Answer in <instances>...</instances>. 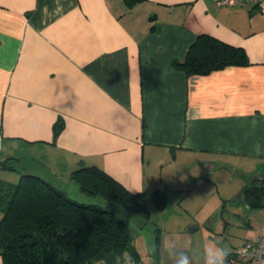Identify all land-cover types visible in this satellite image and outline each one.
Returning <instances> with one entry per match:
<instances>
[{
  "label": "crops",
  "instance_id": "1",
  "mask_svg": "<svg viewBox=\"0 0 264 264\" xmlns=\"http://www.w3.org/2000/svg\"><path fill=\"white\" fill-rule=\"evenodd\" d=\"M199 34L241 47L248 64L187 75L173 61ZM5 158L0 180L33 174L81 203L104 201L71 179L83 166L131 192L166 189L169 207L143 218H161L145 264H175L169 240L203 264L207 249L257 239L264 205L240 192L264 185V13L215 0H0ZM123 264L138 263L125 253Z\"/></svg>",
  "mask_w": 264,
  "mask_h": 264
},
{
  "label": "trees",
  "instance_id": "2",
  "mask_svg": "<svg viewBox=\"0 0 264 264\" xmlns=\"http://www.w3.org/2000/svg\"><path fill=\"white\" fill-rule=\"evenodd\" d=\"M173 64L191 75L208 74L228 65H247L248 60L241 47L199 34L185 58ZM54 128L58 133L62 124ZM0 169H12L8 158L0 159ZM71 179L89 196L114 202L145 220L150 218L149 204L158 211L169 204L166 189L150 195L131 192L96 166L72 171ZM240 193L249 207L264 205L262 182L253 180ZM0 213L3 264H123L125 253L133 262L140 261L129 222L108 204L77 202L36 175L20 174L17 183L0 180Z\"/></svg>",
  "mask_w": 264,
  "mask_h": 264
},
{
  "label": "built area",
  "instance_id": "3",
  "mask_svg": "<svg viewBox=\"0 0 264 264\" xmlns=\"http://www.w3.org/2000/svg\"><path fill=\"white\" fill-rule=\"evenodd\" d=\"M220 6H241L249 3L264 13V0H215ZM228 264H264V229L262 228L257 239L245 241L234 248L228 257Z\"/></svg>",
  "mask_w": 264,
  "mask_h": 264
},
{
  "label": "rangeland",
  "instance_id": "4",
  "mask_svg": "<svg viewBox=\"0 0 264 264\" xmlns=\"http://www.w3.org/2000/svg\"><path fill=\"white\" fill-rule=\"evenodd\" d=\"M0 170H2V169H0ZM214 175H210L209 177L212 178ZM19 176L18 177L14 176V179L12 181H8V182L17 183L18 180H19ZM99 199H100V197H99ZM168 201H170V200H168ZM99 204H100V206H106V204H108L113 209L115 214H117L118 216H121L124 219H128L129 220L128 222L130 224V227H131V230H132V236H133V242L132 243L138 241L140 246H141V248H142L141 249L142 252L141 253L138 252L139 253V257H140V261H138V264H145L147 258H151L152 259L153 256L150 253V245H149V247L147 245V241H148L147 238H148V235H149V231H150V233H152V229L155 228V227L152 226L149 222H144L142 216H140L138 214H134V213H132L130 211H127V210L124 211V209L122 210V208H119L116 205V203H114V202L103 201L102 203H99ZM169 205L170 204H168V207H169ZM148 209H149V211L153 210V206L151 204H149L148 205ZM182 209H184V207H180V206L178 207L177 204L174 206V210H176V211H181ZM191 215H193V214H191ZM160 219L161 218H159V220H158V224H157L158 227H156L158 229L155 232V235H158V236L160 235L159 233L161 232V229H160L161 220ZM141 225H143V227H144L143 232L140 231V229H139ZM156 242H159V239H157V241H155V245L157 246L158 244ZM145 246H147V248ZM133 247L135 249L134 245H133ZM153 260H154V258L152 259V261ZM95 264H99V262L95 263Z\"/></svg>",
  "mask_w": 264,
  "mask_h": 264
},
{
  "label": "clouds",
  "instance_id": "5",
  "mask_svg": "<svg viewBox=\"0 0 264 264\" xmlns=\"http://www.w3.org/2000/svg\"><path fill=\"white\" fill-rule=\"evenodd\" d=\"M256 150L259 151V146H256ZM169 255L174 257L175 264H191V257L187 252L177 251L175 243L169 240L167 243ZM152 252L156 251V246L153 244L150 248ZM230 251L221 246H215L211 249H207L204 253L203 264H228V257Z\"/></svg>",
  "mask_w": 264,
  "mask_h": 264
}]
</instances>
